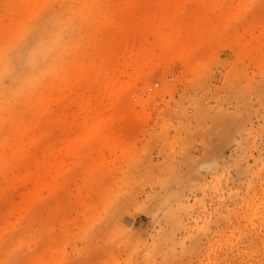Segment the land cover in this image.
I'll return each instance as SVG.
<instances>
[{
	"label": "rangeland",
	"instance_id": "obj_1",
	"mask_svg": "<svg viewBox=\"0 0 264 264\" xmlns=\"http://www.w3.org/2000/svg\"><path fill=\"white\" fill-rule=\"evenodd\" d=\"M5 102L0 264H264V0H0Z\"/></svg>",
	"mask_w": 264,
	"mask_h": 264
},
{
	"label": "bare ground",
	"instance_id": "obj_2",
	"mask_svg": "<svg viewBox=\"0 0 264 264\" xmlns=\"http://www.w3.org/2000/svg\"><path fill=\"white\" fill-rule=\"evenodd\" d=\"M56 35H58V32L56 34L48 35L42 38V40H44L45 42L41 41V43L44 42L45 45L49 47V49H51L53 45L58 44ZM163 44H164L165 52L167 54H170V55L175 54L177 56L185 55V54L191 55L192 53H194V48L198 47V40L193 35H191L188 31L184 33V35H181V33L177 32V33H172L164 37ZM150 56H151L150 50L141 49L137 53L133 61L127 65V67L125 66L124 68L120 69L118 76H117V73L115 74L116 82L111 85V96H115V95L118 96L122 92H124L126 88H128L127 84H126L127 87L126 88L124 87L125 86L124 83L125 82L129 83V81L124 80L125 82L123 83V81L120 80V77L122 78L128 77L131 80V82L132 80L136 79V77L139 79V76H141L142 68L144 67V65L148 66V62L151 61ZM142 65L143 67H141ZM36 81H37L36 77H31L23 84H19V86L21 87L14 88L13 90L14 95H19L20 93H22L23 90L32 89V87L35 86ZM130 84L131 83H129V85ZM9 106L10 105L8 104V102L0 104V111L2 112L3 110L7 109ZM110 115H111L110 112L107 110L97 111L96 112L97 124L101 123L100 120L103 117L105 119L112 117Z\"/></svg>",
	"mask_w": 264,
	"mask_h": 264
}]
</instances>
